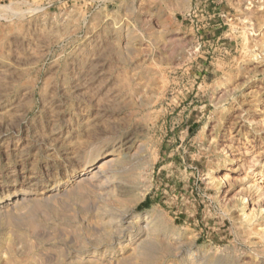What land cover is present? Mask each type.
Masks as SVG:
<instances>
[{
  "label": "rangeland",
  "instance_id": "374dc122",
  "mask_svg": "<svg viewBox=\"0 0 264 264\" xmlns=\"http://www.w3.org/2000/svg\"><path fill=\"white\" fill-rule=\"evenodd\" d=\"M262 114L264 0H0V264H264Z\"/></svg>",
  "mask_w": 264,
  "mask_h": 264
},
{
  "label": "bare ground",
  "instance_id": "6f19581e",
  "mask_svg": "<svg viewBox=\"0 0 264 264\" xmlns=\"http://www.w3.org/2000/svg\"><path fill=\"white\" fill-rule=\"evenodd\" d=\"M250 4H252V3H250ZM250 4H249V6H250ZM247 11L250 13L249 8L247 9ZM247 22L249 23V25H251L250 21L247 20ZM215 94H216V92H215ZM258 101L260 102V99L254 101L255 103L253 106L257 109L259 108V103H257ZM250 102H252V101H250ZM240 109H241V106H240ZM252 110L254 111L253 108H252ZM240 113H244V112L241 111ZM262 115H264V114H262ZM257 116H258V114H257ZM262 117H264V116H262ZM260 126H258V127H260ZM229 127H232V126H229ZM261 128H262V126H261ZM226 135H228V134H226ZM228 136L229 137H228V140L226 141V143H223L224 145L221 146L220 150L218 148V150H219L218 154H220V156H221L220 157L221 158V164L219 165V170L217 172V175L213 176V174H212L211 179L213 180V182L215 183L216 186H221L223 183L224 184H230V182H233V180H236L238 178L242 181V183H244L243 187L241 188L240 195H239L240 196V200H239L240 202L239 203H240V205H242L241 210H240V212H241L240 218L244 221V223L246 225V229H248V230H251L254 223L260 221V223L258 224V226H260V229H261V232L259 233V235L262 238H264V154L262 151H260L261 148L255 149V146L252 145V142L249 140V138L245 137L244 141L241 142L242 148H238V146L234 145L235 141H234V137L232 136V131L229 132ZM257 137H259V136H257ZM213 141H214V138H212V139L210 138V143ZM115 160H116L115 156L110 155L104 163L112 162ZM214 169H216V168H214ZM217 169H218V167H217ZM213 172H215V171H213ZM230 173H234V174L231 175ZM82 176H84V174H81L80 177H82ZM225 187H227V186H225ZM233 207H235V206H233ZM257 239L258 238H256L255 240H257ZM196 257L191 255V253H190L187 255L186 262H190L191 264H197V259H195ZM200 262H201V260H200Z\"/></svg>",
  "mask_w": 264,
  "mask_h": 264
}]
</instances>
